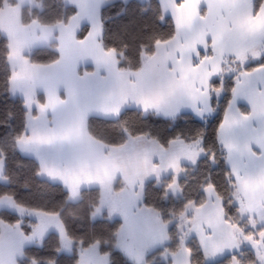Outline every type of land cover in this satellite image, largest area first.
<instances>
[{
  "label": "crops",
  "instance_id": "obj_1",
  "mask_svg": "<svg viewBox=\"0 0 264 264\" xmlns=\"http://www.w3.org/2000/svg\"><path fill=\"white\" fill-rule=\"evenodd\" d=\"M158 1L163 15L172 20L175 34L171 41L157 45L151 56L144 57L142 67L135 73L120 71L115 56L113 54L106 56V52L100 45L102 32L100 11L104 0H64L67 7L75 10V15L66 24L54 27H44L37 23L17 26L21 30L23 47L35 50L56 43L59 54L58 61L52 65L29 67L45 102V107H42L44 108L43 114L49 116V126L46 131L39 133L41 134L39 139L42 138L45 142L43 150L46 153L44 152L45 155H43L48 157L53 166L58 168L56 174L52 175L50 171L48 173L50 175L44 177L46 180L52 181L55 178L64 187L67 185L64 181L71 177L63 175V172L70 170L71 173L79 172L93 177L87 181L86 187L95 186L98 182L102 190V186L114 190L116 186L120 185L123 191L135 194L143 192L144 186L149 182H160L171 178L169 193L173 199L180 196L178 182L181 170L184 166L194 167L198 163L202 155V151L196 148L198 146L188 145L177 140L171 142L167 149H163L157 142L141 138L132 139L122 147L109 148L90 137L87 131V121L91 117L116 120L126 109L153 113L165 119H174L182 113H189L196 119L202 120V116L206 115L209 110H207L208 101L205 105L201 99H198V103L195 104L196 110H194L191 105H186L187 97L181 92L177 91V97L176 93L167 94L173 75L180 78L178 70L175 73L172 72L175 67L174 60L182 63L188 61L190 62L189 67L193 61H190L189 54L186 52L188 57L180 60L178 56L180 52H173V48L177 43L185 44L193 40L202 29L207 28L210 21L216 26L223 25L232 29L241 22L254 20L259 14V21L264 23V6L255 14V0H175L176 4H182L181 15L192 17L191 24H181L178 28L172 12L164 9V0ZM16 2L30 4L32 0H16ZM209 4L213 5L211 14H209ZM194 11L198 15L193 16ZM199 17H204V20ZM183 26L189 28L193 33L184 31ZM82 29H86L87 33L83 39L79 40L78 34ZM206 39L209 43L211 42V33L206 36ZM263 42L264 35H261L253 50L257 52ZM233 47L237 52H225L221 57L225 55L236 57L237 53L247 55L250 52V58H252L251 51H247L246 46L235 44ZM196 49L199 51L205 48L196 45ZM206 50L212 49L209 47ZM188 51L193 50L189 49ZM169 53H172V56L166 58ZM211 71L208 69L209 73ZM150 73H153L152 79L146 77ZM132 74L134 76L130 77ZM214 77V74L211 75L207 82H210ZM190 79L192 78L190 77ZM238 80L239 86L237 85ZM140 81L142 82L140 83ZM203 86L207 89L205 84ZM138 87L141 89L138 91L139 93L137 92ZM234 89L236 91L233 92L230 105L219 129V141L226 152V163L236 186L247 185L246 190L250 198L246 200L241 196L245 204L251 206L259 204L264 207V96L260 95L264 92V72L254 73L251 77L239 75ZM149 91L164 96L158 107L145 109L143 102L131 105L130 102L133 101L131 96L142 94L137 99L139 101L147 98ZM53 99L62 101V103H56L55 107H49L50 101ZM249 101L255 102V114H253V105ZM240 107H245L248 113H242ZM197 110L200 112L199 115ZM245 116L248 117L247 120L243 119ZM62 134H67L68 138L51 139L53 136ZM22 144L20 148H22ZM185 151H195L197 157L189 159L183 154ZM149 154L152 164L158 165L160 168L158 173L151 171L145 173L140 166V161ZM28 156L38 160L42 173L41 155L38 157L34 153H28ZM173 158H176L179 171L166 167ZM112 162L118 166L117 170L110 171L108 180L101 184L94 177L98 174L102 175L105 168L110 170ZM67 186L66 188H68ZM75 189L79 196L83 188L75 187ZM68 193L69 197L72 196L69 188ZM205 193L207 202L202 205V213L216 208L218 204V197L213 191ZM138 210L137 217L148 240L149 248L151 250L166 248L169 244V226L164 224L156 211L147 208ZM185 213L195 216L196 206L189 204ZM162 225L164 226L163 238L161 236ZM201 228L205 237L212 235V229L206 224L202 223ZM188 237L186 238H193L197 241L206 259H215L216 262L219 258L231 254L232 248H225L222 253L206 257L201 244V236L192 228V224L188 230ZM152 240H157V243H150ZM176 259H179L182 264L189 263L190 253L185 242L180 250L172 256V264Z\"/></svg>",
  "mask_w": 264,
  "mask_h": 264
},
{
  "label": "trees",
  "instance_id": "obj_2",
  "mask_svg": "<svg viewBox=\"0 0 264 264\" xmlns=\"http://www.w3.org/2000/svg\"><path fill=\"white\" fill-rule=\"evenodd\" d=\"M15 6L14 0H0V12L6 6ZM264 6V0H255L254 13ZM75 15L74 8L67 7L64 0H32V4L21 11V25L37 23L44 27L66 24ZM100 45L105 52L112 51L120 71L137 72L142 67V57L151 56L157 45L173 39L175 28L172 20L162 13L158 0H104L100 11ZM87 33L82 29L78 34L81 40ZM35 66H48L59 59L56 43L34 50L27 56ZM264 63V58L258 62ZM258 63H252L251 69ZM11 69L9 65L8 41L0 34V163L3 165V180L0 183V198H12L17 207L42 214H57L66 233L72 239L70 255L61 253L58 237L50 234L39 247L26 248L24 259L18 264H78L79 250L100 246V253L108 256L107 264H133L116 249L118 220H110L104 214L94 219L93 213L98 206V190H83L76 203L68 201V192L60 184L39 177L40 164L31 157L22 155L18 142L26 133L27 111L24 101L12 97L10 93ZM237 79L218 78L211 80L210 87L222 90V97H211L212 115L206 120H198L192 114L182 113L174 119H165L153 113L137 109L124 110L116 120L91 117L87 121V131L92 139L110 147H120L129 138L147 137L167 149L173 141L194 143L202 141L204 157L194 167H183L179 178L180 196L173 199L169 193L172 181L167 178L160 182H149L143 191V205L159 213L162 221L169 222L178 218L185 207L194 203H205L204 189L215 186V193L222 197L226 220L238 223V205L234 199L237 186L226 163V153L219 141V129L230 105ZM40 103L44 102L38 96ZM247 114L245 107H240ZM21 219L8 211H0V223L15 225ZM23 221L22 231L31 232ZM186 229L179 224L170 227L169 244L162 250L154 251L145 258V264H170L162 261L166 253H177L186 236ZM184 237V238H182ZM98 242V243H97ZM186 248L192 255V264H202V253L195 239H190ZM228 260L223 263L226 264ZM219 264V263H218Z\"/></svg>",
  "mask_w": 264,
  "mask_h": 264
},
{
  "label": "rangeland",
  "instance_id": "obj_3",
  "mask_svg": "<svg viewBox=\"0 0 264 264\" xmlns=\"http://www.w3.org/2000/svg\"><path fill=\"white\" fill-rule=\"evenodd\" d=\"M16 5L15 6H6L1 12H0V34L8 41V47H9V65L11 69V80H10V93L12 97H18L24 101L25 104V109L27 111V126H26V133L25 135L20 139L18 142L17 149L18 151L27 157L28 153L30 154H35V156H40L43 162L41 164L43 165V171L41 173V166H40V173L39 177L41 179H45L50 171L51 174H56L58 168L53 166L52 162L48 157H44V152L46 153L44 149V140L39 139L41 136V131H46L47 127L49 126V116L44 113V108L45 107V102L40 103V99H38L39 95L42 96V94L39 92L36 82L34 80V74L32 70L29 69L31 68L32 64L28 61L27 56L30 55L34 50L29 49L26 47H23V41H22V35L20 33V28L21 25V11L22 8L25 6H29L30 4H24V3H17L16 0H14ZM170 18V17H169ZM19 25V27H17ZM182 29L188 33H193L189 28L182 27ZM259 50L257 52L262 54L261 60L264 58V42L260 45L258 48ZM36 50V49H35ZM192 50V49H190ZM186 53L189 54V59L192 61V64L190 65L191 68H196V66L199 64L200 59H203L205 56H212L213 61L212 62H206V66H204V71L208 72V69L212 70L213 63L215 62V54L212 52V50H206L202 49L199 50V57H197L195 51H187ZM184 53L183 59L181 58V53L178 54L180 60H184L188 57V54ZM247 63L246 67L250 66L252 63H258L259 61H252V58H250V52L247 53ZM146 57L143 56L142 59ZM35 66V65H34ZM219 67L222 69V71L218 74H214V78H218L219 80L223 81L224 78H235L239 76V73L241 71V65L240 62L236 59L234 56H229L225 55L220 58L219 62ZM128 71V70H127ZM131 72V71H130ZM138 72V71H137ZM133 73V72H132ZM135 73V72H134ZM180 75V74H179ZM134 76L133 74L130 75ZM148 79H152L153 73H150L149 75L146 76ZM190 77L193 79V87L195 88V84L197 87L195 89L198 90L199 93H206L207 97L210 99L208 100V113L204 116H202V120H206L208 117L212 115V110L210 106L211 102V97H215L217 100H220L222 97L223 91L220 89L219 91L213 90V87H210L211 81L207 82V89L205 86H203V83H201V79L203 78V72L200 69H197L195 73H190L189 74V79ZM141 78V77H139ZM156 76L154 75V79ZM177 80L178 78L175 77ZM213 78V79H214ZM139 80V79H137ZM236 81V80H235ZM142 81H140L141 83ZM137 92L140 89L138 87ZM148 90V89H146ZM139 93V92H138ZM176 97H177V92ZM131 96L133 98V101L135 102H130L131 105L134 103L141 104L143 100H153L157 95L153 94L152 91L148 92V97L143 98L139 101L141 102H136L139 96H142V94ZM43 98V96L41 97ZM198 103L197 100L195 104ZM186 105H191V102L188 101ZM43 110V111H42ZM149 139L147 137H136V138H129L125 144H127L130 140L132 139ZM152 140V139H149ZM23 141H28L27 144H24ZM154 141V140H152ZM180 141V140H179ZM156 142V141H155ZM183 142V141H182ZM23 143V144H22ZM185 143V142H184ZM22 144V148L21 147ZM124 144V145H125ZM188 144V143H186ZM105 145V144H103ZM122 145V146H124ZM159 145V144H158ZM188 145H196L200 150L202 149V141L198 140L194 143H190ZM107 146V145H105ZM120 146V147H122ZM25 147V148H24ZM109 148H117V147H110ZM161 147V146H160ZM164 149V148H163ZM28 152V153H27ZM226 153V152H225ZM44 154V155H43ZM204 157V152L202 151L201 158ZM38 162V160H36ZM47 161H49L47 163ZM39 163V162H38ZM0 183H4L5 181L3 180V165L0 163ZM196 166V165H195ZM185 167V166H184ZM190 167V166H186ZM62 171V170H61ZM63 175L71 177V184L75 187L83 188V190H98V206L97 208H101V212L93 215L94 219H100L104 214L107 215L108 219L110 220H118L120 222V227L118 228L117 232V241H116V249L120 250L126 258H128L133 264H145V258L148 254L157 251V250H151L149 248V243L148 240L146 239V235L141 229L140 225V220L138 219V209H143L147 208L144 207L143 205V192H136L135 194H130L126 191H123V188L118 185L114 188L107 189L105 186L103 187V190L100 186V184H97L95 186H88L86 187L85 185L88 184L87 181L88 175L82 174V173H77L73 172L71 173L70 170H66L63 172ZM67 179V178H66ZM165 180V179H164ZM49 181V180H48ZM55 184H61V182H57L54 179L50 181ZM65 183V181H64ZM172 181L170 182L171 185ZM67 184V183H66ZM69 185V184H67ZM66 185V186H67ZM169 185V187H170ZM179 185V183H178ZM64 185V189L68 192V188L71 191V187L67 186L66 188ZM145 187V186H144ZM207 188V187H206ZM205 188V189H206ZM112 189V190H111ZM169 189V188H168ZM204 189L203 193L205 196V203L207 202V197H206V190ZM81 191V192H82ZM144 191V188H143ZM214 194L216 195L215 191H213ZM72 194V192H71ZM80 196V195H79ZM77 195L75 196H70L68 193V201L72 203H76L80 197ZM216 197H218L216 195ZM78 199V200H76ZM234 202L236 205H238V214H236L238 218V223H230L232 225H235V229L233 231L235 232L236 229H239L242 231V234H238V239H239V244L238 246L231 247V254L227 256H223V258H219L218 260L215 259H206L204 257V254L201 250L202 253V264H220L223 263L225 260H228L226 264H264V240H262L261 236L259 235L260 231L264 229V223H259L257 222L255 226H253L252 221H255L257 219V213L255 211L249 213L247 211L241 212L240 209V204L244 203L245 201L240 198V201L238 202L237 199H234ZM204 203V204H205ZM195 205L194 203H190ZM189 205V204H188ZM187 205V206H188ZM186 206V207H187ZM196 206V205H195ZM126 208L127 210V215H128V223L125 224L124 218L120 214L119 211L117 212H110L111 208ZM185 207V209H186ZM198 207V206H196ZM264 208V207H262ZM20 207H17L12 200V198L4 196L0 198V211H8L10 213H13L17 215L21 221L19 223V228H17V224L15 225H7L4 223H0V264H9L11 261L12 264H18L19 261L24 259V252L26 248L30 247H39L41 243H39L35 238L32 241H21L20 240V231H22L23 227V221L28 220L26 227H30L38 222V216L36 211H28L24 209L23 213L20 211ZM95 209V210H96ZM149 209V208H147ZM185 209L183 211V216L180 215L178 218L172 220L169 222L168 226L169 229L171 226L175 224H179L182 228L186 229V236L182 241V245L187 244L190 239H188V230L191 226V220H192V215H188V213H185ZM152 210V209H151ZM102 211H104L102 213ZM95 213V212H94ZM158 213V212H157ZM42 214V213H40ZM47 216L46 214H43ZM159 215V213H158ZM187 215V216H186ZM160 216V215H159ZM186 216V217H185ZM58 220L60 221L59 217L57 216ZM161 218V216H160ZM162 220V219H161ZM224 220H226L225 217V212H224ZM227 221V220H226ZM61 223V221H60ZM165 224V223H164ZM62 225V223H61ZM63 227V225H62ZM64 228V227H63ZM32 231V228H31ZM50 234H54L58 237L60 241V246H61V236H60V231L57 227L50 226L43 238V240L48 237ZM251 235L252 239L254 241L259 242L256 246L253 245L251 241L245 240L244 236ZM188 237V238H186ZM192 239V238H191ZM181 245V246H182ZM91 247H95L97 249V256L101 258V264H107L108 263V256L107 255H102L99 251L100 246L99 245H93ZM19 249L18 251L16 249ZM181 248V247H180ZM89 249V248H87ZM86 250V249H81L79 250V260H81V253ZM162 250V249H160ZM180 250V249H179ZM188 250V248H187ZM71 251H72V245H71ZM71 251H66L62 248L61 246V253H64L66 255H70ZM190 253V251L188 250ZM174 255V254H173ZM168 253L162 256V261H170V264H172V256ZM233 257H235V261L233 260ZM36 262V261H35ZM37 263V262H36ZM192 255L190 253V261L188 264H192ZM33 264V261L32 263Z\"/></svg>",
  "mask_w": 264,
  "mask_h": 264
},
{
  "label": "snow or ice",
  "instance_id": "obj_4",
  "mask_svg": "<svg viewBox=\"0 0 264 264\" xmlns=\"http://www.w3.org/2000/svg\"><path fill=\"white\" fill-rule=\"evenodd\" d=\"M163 7L165 10H170L173 14V18L177 21V27L181 24H191L192 17L191 16H182L180 9L181 5L176 4L175 0H164ZM213 5L209 4V14H211ZM193 16L198 15L195 11L192 14ZM201 20H204V17H199ZM211 33V42L209 43L206 39V36ZM91 35V33H89ZM261 35H264V23L259 21L258 17L254 20H247L241 22L234 26L232 29L226 28V26H216L213 22H209L206 29H202L200 33L191 41L186 42L185 44L177 43L173 48V52L179 51L181 53V58L183 59V55L189 49H192L196 52L197 57H199V51L196 49V45L203 46L205 49L211 47L212 52L215 54V62L213 63L211 73L204 71V66H206V62H212V56H205L203 59H200L199 64L196 68L189 67L188 61L181 62L175 61V67L172 69V72L175 73L177 70L180 72V78L177 80L173 75V78L168 87V95H172L173 93L179 91L184 96L187 97V100L191 102V107L195 109V102L198 99H201L205 105H207V101L210 99L207 97L206 93H199L197 89L193 88V80L189 79L190 73H195L197 69H200L203 72V78L201 79V83L207 85L208 78L213 74H218L222 71L219 67L220 58L225 52H237L236 48L233 47L235 44H240L246 46L247 51H251L253 61H259L262 58V54L254 51L255 43ZM160 41H156V44H160ZM114 51V50H112ZM112 51L106 52V56H111ZM172 53H169L168 57H171ZM174 58V57H173ZM236 59L240 62L241 71L239 73L240 76L251 77L254 73L264 72V63H258L253 68L249 69L246 67L247 56L237 53ZM163 67V64H161ZM239 80L237 81V85L239 86ZM135 87V85H133ZM219 91V89L217 90ZM236 89H233L235 93ZM260 95L264 96V92L260 93ZM164 99L163 95H157L153 100H143V104L145 109L149 107H158L160 102ZM138 103L141 101H137ZM253 105V114L256 112L255 102L249 101ZM56 103H62V101H57L53 99L50 101L49 107H55ZM197 114L200 112L197 110ZM243 119L247 120L248 117L245 116ZM67 134H62L59 136H53L51 139H67ZM24 144H27L28 141H23ZM203 149H201L202 151ZM189 159H195L197 157V153L195 151H185L183 153ZM140 166L142 170L147 173L149 171L158 173L160 168L158 165L152 164L151 155H146L141 161ZM117 165L115 162L111 163L110 170L105 168L103 170L102 175H96L94 178L99 180L101 184H104L110 175L111 172H115L117 170ZM166 167H171L176 171H179L176 163V158H173ZM93 177H88V179H92ZM65 183L69 184L71 187L72 195H77L76 189L71 185V178L65 181ZM171 187V186H170ZM247 185H242L237 187V195L236 199L239 202L241 196H243L246 200L250 198L248 191L246 190ZM215 186L209 185L205 190L206 191H214ZM218 204L216 208H213L207 212H201V208L203 206L196 207V215L192 217L191 223L192 228L197 231V233L201 236V244L204 248L205 256H215L216 254L222 253L225 248H231L238 246L239 239L238 234H242V231L236 229L235 225L230 224L228 221L223 219L224 208L222 206L223 198L218 196ZM241 212L247 211L249 213L255 211L257 213V219L252 221L253 226L257 222L264 223V208H262L259 204L256 206L246 205L244 203L240 204ZM21 213H23L24 209H20ZM119 211L122 217L124 218L125 224L128 223V215L126 208H111L110 212ZM101 208H97L93 215L100 213ZM38 216V222L31 226L32 231L25 235L23 231H20V240L21 241H32L34 238L42 244L43 238L50 226H55L60 231L61 236V246L66 251H71L72 239L66 233V230L62 227L60 221L57 218V214H49L47 216L36 213ZM183 216V214H181ZM19 221H17V228H19ZM206 224L208 227L212 229V235L205 237L203 233V229L201 228V224ZM163 229L164 226H161V236L163 238ZM262 240H264V229H262L259 233ZM245 240L251 241L254 246H256L259 242L254 241L251 235L244 236ZM98 243V242H97ZM150 243L155 244L157 240H152ZM19 250L18 248L16 249ZM235 261V257H233ZM9 264H12L10 261ZM33 264H36L33 261ZM51 264V262H49ZM78 264H101V258L97 256V249L95 247H90L89 249L84 250L81 253V260ZM174 264H182L179 259L174 260Z\"/></svg>",
  "mask_w": 264,
  "mask_h": 264
}]
</instances>
